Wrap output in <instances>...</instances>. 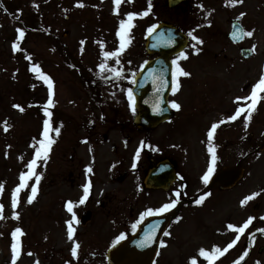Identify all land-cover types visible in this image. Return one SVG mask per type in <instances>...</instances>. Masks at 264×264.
<instances>
[{
    "label": "rangeland",
    "instance_id": "obj_1",
    "mask_svg": "<svg viewBox=\"0 0 264 264\" xmlns=\"http://www.w3.org/2000/svg\"><path fill=\"white\" fill-rule=\"evenodd\" d=\"M148 4L149 0H121L118 6L114 0H0V264H111L109 251L124 235L126 221L144 217L141 214L146 210L142 205L131 213V198L139 194L128 187L130 183L115 185L113 176L123 170L113 163L112 147L123 148L131 136L129 149H133L142 142L139 137L144 136L133 128L127 90L132 89L135 74L150 57L145 49L150 26L159 21L170 22L203 41L199 43L188 35L186 58H175L180 67L191 72L190 79L180 81L185 85L177 92H184L182 103L186 107L175 114L173 123L152 135L157 140L152 143L153 149L158 146L157 154L166 148L169 137L177 135L180 141L189 139L196 157H203L194 125L201 126L203 114L206 120L209 114L210 118L215 117L218 131L225 128L220 121H228L226 118L237 103L235 96L249 92L261 61L264 73V0H190L184 8L175 10L167 8L166 0H151V11L134 18L133 27L125 36L130 42L124 50L118 57L105 58L103 52L120 46L117 31L121 20H127L129 12L146 11ZM242 12L243 23L253 32L246 35L244 43L252 49L255 46L248 63L240 56L239 45L226 36L230 18ZM18 29L24 30L23 38L18 39ZM14 43L18 45L16 49ZM101 63L107 65L103 70L99 68ZM33 65H38L39 71H33ZM112 68L120 70L121 75L117 77ZM41 73L53 81V104L47 108L51 116L45 112L49 89ZM191 92H195L193 97ZM14 105H20L23 111ZM246 116L247 113L230 126L233 136L218 133L215 149L218 164L221 157L219 166L230 158L229 163L238 162L240 153L254 149L245 157L243 178L229 190L216 187L214 201L204 209L181 210L178 217L186 214L185 223L181 226L176 219L175 225L182 227L184 238L162 245L157 264H188L198 248L209 247L210 243L211 247L223 245L230 236L219 241L216 231L225 230L224 223L230 216L238 215L241 201L252 193L258 195L245 203L248 218L254 217L248 228H264V148L259 149L264 146V93L260 109L252 112L247 125ZM45 120L49 121L48 135L54 142L47 157L39 158L35 174H31L27 164L45 140ZM178 123L186 130L177 132L171 128ZM228 137L232 139L227 142ZM176 150L182 157L187 155L183 146L175 148V155ZM232 150L236 154L230 157ZM87 165L93 167L96 175L94 187L82 205L78 199L83 196L81 189L88 179ZM21 173L31 178L26 179V187L19 192L18 204L13 208L12 194L21 183ZM35 175L41 176L38 184ZM33 184L37 193L29 203ZM156 195H152L153 199ZM159 197L156 205L166 199ZM69 199H73L77 218L72 222L73 240L67 237L66 221L72 220L66 207ZM100 202L104 207L99 206ZM85 209H90L92 215L82 224ZM14 213H18V218ZM17 227L22 234L17 238L19 252L13 262L12 233ZM204 227L214 230L204 234ZM74 241L79 243L75 257L71 253ZM259 244H264V240L260 238ZM257 245L245 264H264V253L258 252ZM227 252L223 260L237 254L235 251L229 257Z\"/></svg>",
    "mask_w": 264,
    "mask_h": 264
},
{
    "label": "flooded vegetation",
    "instance_id": "obj_2",
    "mask_svg": "<svg viewBox=\"0 0 264 264\" xmlns=\"http://www.w3.org/2000/svg\"><path fill=\"white\" fill-rule=\"evenodd\" d=\"M189 0L186 2L188 3ZM183 7L182 5H178L176 7L177 8H181ZM197 80V79H196ZM185 94H182V96H184ZM175 99H177V102H181L183 99L180 97L179 94H176ZM242 104V102H241ZM182 110L185 109V107L183 106V108H181ZM179 109V111L181 110ZM208 114V113H207ZM243 113H241V116L238 117L236 119V124L237 122H240V119H243L242 116ZM204 119H201V126L198 125L195 128V132L197 133V139L200 141V143L202 144L203 147V151H204V155L203 157L199 158L196 157V154L193 150V146L190 142V140L188 139L187 141L183 140L180 141L179 138L177 137V135L172 136L170 138V140L167 141V145L173 143L172 146H166V148L159 154L156 155L155 157H153V152L152 151H148L146 152L143 148L138 147L135 150L134 149H129L130 146L129 144L133 142V139L131 136L127 137L129 144L125 146V148H118L116 145H114L113 150L114 152H116V156L118 157L119 155V166H120V170H124L123 172H119V174L116 176V186H122V183L125 182L132 174L134 173H138V179H134L132 184H133V188L135 190L136 193L139 194V196H135L134 198H131L132 201V207H130L131 209V213L134 214L135 211L139 210V208L141 207V205L146 209V208H153L154 206H156V204H158V200L157 198L159 196L162 195H167V196H171L174 199L177 200V204H178V210L176 212L173 213L172 218L170 223L168 224V226L166 227V229L164 230V232L161 234L160 237V244L161 241L164 242H169V240L174 241L178 238H184V231H182V227H176L177 224L176 223V219L178 217L179 211L185 207L188 208H195V209H204L206 206H208V204L212 203L214 201V197H215V190H216V184L215 185H210V181L212 178V175H214L216 173V162H215V167H214V171L212 173V175L209 178V181L207 184L204 183L202 177L204 176L205 172L208 170L209 165L212 163V153L208 151L209 149V140H208V131L211 128V125L215 122V117L214 118H210L211 116H209V114L207 115V120L205 119V114H203ZM210 118V119H209ZM180 124V123H178ZM133 128L135 129V131L138 134H142V133H149V131H145V130H139L135 125L133 126ZM173 128V127H172ZM223 128V130H222ZM228 132L229 136H233V134L231 133V128L230 125H228L227 127H221V130L219 132ZM189 132H191V129L189 130ZM217 130H215L214 134H213V138L211 140V146L214 147V149H216V144H217V138L218 133ZM226 134V133H224ZM245 134V133H243ZM264 135V133L262 134ZM146 136V135H145ZM244 136H241V138H243ZM232 139V137H228L226 138L227 142L230 141ZM149 140H146V143H148ZM187 142V144H186ZM185 148V150H183L185 153H187V155L185 157L181 156L180 151L176 150L177 155L179 154V156L175 155L174 150L176 147L179 148ZM239 146V145H237ZM145 147V145H144ZM148 148V146H146ZM137 152H139V155L137 156ZM248 154V152H247ZM195 155V156H194ZM233 155L232 152H230V157ZM170 160V162L174 165V168L176 170L177 173V179H175V181L171 184L170 187H168L167 189H163V188H152V187H147V185L145 184V179L146 176L149 174V172L154 169L157 164L160 161L163 160ZM129 160L130 163H128V165H132L131 170L128 171L126 170V161ZM135 165V167L133 166ZM158 181L163 180L162 178H158ZM153 181V179L151 180ZM161 193L160 195L157 194L156 195V200H154L152 197V195L154 193ZM205 193H209V195L204 197V200L201 204H196L195 201L197 199H199L202 195H204ZM143 199L142 202H140ZM167 199H163V202L166 201ZM137 205H139V207H137ZM104 206V204H103ZM213 206V205H210ZM118 209H122L121 206H118ZM148 210V209H146ZM154 211V209H153ZM140 212V211H138ZM243 217V215H233L230 216L229 220L226 222V230H224L223 234L219 233V241L226 239L230 234H233L235 229H230L228 227L229 224L231 225H235L237 228L241 227V223L243 222L242 220L240 222H238L237 220L234 219H238ZM135 225V227H134ZM140 225L139 219L133 220L129 223V225H127V230L126 233L128 234H132L134 233L138 226ZM214 230V229H213ZM210 232V233H208ZM213 231H211V229H206V227H204V231L203 233H208L211 234ZM165 233H168L167 235ZM248 235V233L246 234ZM258 238V236L256 237ZM247 239V237H246ZM226 241H224V243L226 244ZM232 254L229 253V257ZM238 258L236 259H225L221 262H215V264H232L234 261H236ZM203 262V261H202Z\"/></svg>",
    "mask_w": 264,
    "mask_h": 264
},
{
    "label": "snow or ice",
    "instance_id": "obj_3",
    "mask_svg": "<svg viewBox=\"0 0 264 264\" xmlns=\"http://www.w3.org/2000/svg\"><path fill=\"white\" fill-rule=\"evenodd\" d=\"M114 3L118 6L121 3V0H114ZM151 7H152L151 0H149L148 9L146 11H144L142 13H136V12L127 13V20H121L120 29L117 31V36H119L120 40H121L120 46L115 51H111V52L105 51V52H103V55H104L105 58L118 57L119 56L120 52H122L124 50V48L127 46V44L130 42V39H125V36H126V33L129 32L131 27H133L134 18L136 16H138V15L139 16L147 15L148 12L151 11ZM241 15H243V13H241ZM156 27H157V25H152V26H150L148 31L151 32ZM238 31H241L244 35H247V36H251L253 34L252 31H246L245 32L243 29H238ZM18 32H19L18 39L23 38L24 30L23 29H18ZM188 35L191 36L194 41H197L199 43H203V41L200 40L199 37H196L195 35H193V33L191 31L188 33ZM234 35H235V33H234ZM17 47H18V45L14 43L13 44V48L16 49ZM101 47L103 48V44L102 43H101ZM192 47L195 48V44H193ZM254 47L255 46H253V50H254ZM196 51L198 52L199 49L196 48ZM186 55L187 54L185 52H181L180 53V57L186 58ZM118 62L119 61L117 60V63ZM172 63H173V65H175V70L173 72V91H176L179 88V84H178V81L176 80V77L177 76H181V75L188 76V75H190V73L186 72L183 68H181L176 60H173ZM106 67H107V65L105 63H101L99 65V68L101 70L105 69ZM33 71H39V66L38 65H33ZM111 71L114 72L117 77H119L121 75L120 70H118L116 68H112ZM41 78L48 85L49 98H48L47 104L45 105V112H46V115L51 116V113L47 111V108H48V106H51L53 104V99H52V96H53V81H52L50 76H47V75H45L43 73H41ZM259 92H264V74L261 75L260 80L254 85L250 97H243V98L237 97L236 98L237 101H240L241 99H243L245 101H248V100L251 101V103L247 104L246 109H245V107H237L235 113L232 116L227 117L226 119L228 121H234L238 117H240L242 112L247 110V116L245 117V125H247L248 121L251 119L252 112L256 109V103H257L258 93ZM127 95H128L129 101L132 104V110L135 111V100H134L133 90L131 88H129L127 90ZM171 105H172V107L177 108V109L180 107V105L176 101H171ZM14 107H16V108L20 109L21 111H23V108L20 105H14ZM153 111H160L159 102H157L153 106ZM223 122L224 121H220V123H223ZM44 125H45V127H44L43 135L45 137V140H42L40 142L42 147L41 148H37L34 159H32L27 164V168L30 170L31 174H35L34 173V169L37 166L39 158L41 156H43L44 158L47 157L49 149H50V145L54 142L48 135V133H49V121L45 120L44 121ZM7 127H8V125L5 122V130H7ZM217 127H218V123L214 122L211 125V128L209 129L208 134H207L208 135L209 144H210L208 151L212 153V163L209 165L208 170L205 172L204 176L202 177V179H203L205 184L208 183L209 178L212 175V173L214 171V167H215L216 154H215L214 147L211 146V140L213 138V134H214L215 130L217 129ZM55 131L58 133L59 132V128L55 129ZM45 141H46V143H45ZM138 155H139V152H137V156ZM133 166L135 167V165H133ZM87 171L91 172L92 171L91 167H88ZM27 178H31V176L29 174H26V173H21V176H20L21 183L16 187V189H14L13 194H12V206H13V208H15L16 205L18 204L19 192L21 191V189L26 187L25 181H26ZM35 179H36V183L38 184L40 179H41V176L40 175H35ZM2 187L3 186L0 185V190H2ZM90 188H91V181L89 180L87 183H85L83 185V196L80 198L79 203L83 204L87 200V198L89 196V193H90ZM36 193H37V187H36V184H33V185H31V195L28 196V202L29 203H31L32 200L35 198ZM207 195H209V193H205L204 195H202L199 199H197L195 201V203L196 204H201L203 202V200H204V197L207 196ZM256 195H258V193H252L250 196H246L241 201V204L247 203L250 199L254 198ZM176 203H177V201L174 199L170 203H165L160 208L155 209V211L156 212H160V213L166 212L169 209L175 207ZM66 207H67V210L70 213H72V220L66 221V223L68 225L67 237H68L69 240H73L75 229L72 226V222L77 219L75 213L73 212L74 202L73 201H68ZM0 208H2V205H0ZM152 213H153V209H148L146 211V213H142L141 215L142 216L151 215ZM14 216H16V218H18V213H14ZM179 219L180 218L177 217V220H179ZM253 219H254V217H249L248 220L244 222L243 226H241L239 228H237L235 225L229 224L228 227L230 229H235L237 231V233H238L236 239L232 240L225 248L220 249L219 247H215L213 251L215 253H219L220 255H223V253L227 252L230 248L233 247V245H235V243L239 239V233H243L245 231V229L248 227V225L252 222ZM134 227H135V225H134ZM258 231L264 232V229H258ZM21 234H22V230L19 227H17L12 233V236H13V243H12L13 262H15V259H16L17 255H18V252H19V241H18L17 238ZM165 234L167 235L168 233H165ZM117 239L118 240L119 239H123V234H121V236L118 237ZM151 240H152V235L148 234L147 237H146V241L147 242H151ZM163 243H164V241H161V244H163ZM78 248H79V243L74 241L73 242V246L71 248V253H72V255L74 257L77 255V249ZM200 253H201V255H208L206 253V250L203 249V248L200 249ZM246 255H247V251H245L239 257V259L237 261H234L233 264H239L240 260H243ZM209 259H211V257H209ZM37 264H38V262H37ZM193 264H195V261H193ZM257 264H258V262H257Z\"/></svg>",
    "mask_w": 264,
    "mask_h": 264
},
{
    "label": "water",
    "instance_id": "obj_4",
    "mask_svg": "<svg viewBox=\"0 0 264 264\" xmlns=\"http://www.w3.org/2000/svg\"><path fill=\"white\" fill-rule=\"evenodd\" d=\"M180 1L181 0H169V5L173 6ZM238 29L242 28H234V32L232 33V37L235 40H239L243 36V33L238 31ZM156 36L162 37L158 39ZM185 44V36L177 32L174 27L167 24H161L152 35H149L147 41L148 51H159L161 56L145 64L136 77L134 93L137 96V107L141 112V116L139 117L140 121L137 122L138 124L155 125L165 118L164 110L166 109L167 95L171 89V66L169 59L171 55L181 51ZM151 67H153L152 70L150 69ZM148 68L149 70H147ZM149 72H151V74H149ZM157 102H159L160 111H153V106ZM148 110H150V112ZM240 174V167H235L233 170L224 169L216 177V181H219L223 186H229L239 178ZM148 225L149 223H145L142 229ZM255 233L264 234V232L256 230L251 236L255 235ZM137 236L129 238L113 249L111 255L116 264H151L155 255L157 243L152 246L147 243H142L141 240H138ZM157 239L158 236L156 242ZM261 250H264V248Z\"/></svg>",
    "mask_w": 264,
    "mask_h": 264
}]
</instances>
